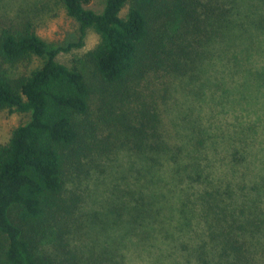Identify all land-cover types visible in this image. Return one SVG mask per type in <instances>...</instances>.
Listing matches in <instances>:
<instances>
[{"label":"trees","instance_id":"trees-1","mask_svg":"<svg viewBox=\"0 0 264 264\" xmlns=\"http://www.w3.org/2000/svg\"><path fill=\"white\" fill-rule=\"evenodd\" d=\"M87 1L60 0L79 25L67 48L89 28L99 37L76 66L57 60L67 48L50 47L27 15L0 23L2 60H41L18 76L0 71V107L30 114L0 144V264H99L103 254L75 240L107 213L140 241L159 230L177 240L189 263L264 264V170L254 172L247 153L253 125L240 116L237 137L224 142L221 124L197 108L177 123L167 101L175 78L193 81L223 63V76L240 78L231 92L243 88L242 72L264 52V0ZM171 213L176 231L163 230Z\"/></svg>","mask_w":264,"mask_h":264},{"label":"rangeland","instance_id":"rangeland-1","mask_svg":"<svg viewBox=\"0 0 264 264\" xmlns=\"http://www.w3.org/2000/svg\"><path fill=\"white\" fill-rule=\"evenodd\" d=\"M102 2L88 0L86 6L100 9ZM127 8L128 5L124 6L121 13H125ZM17 14L27 15L35 24L37 33L50 47L67 48L79 41L78 22L66 14L60 0H0V23L14 19ZM98 39V34L93 29H87L82 45L60 50L57 60L69 67L76 66L78 57L92 49ZM258 56L261 60L260 66L253 70L243 68L246 72L241 74L244 78V82L241 83L242 89L235 87L231 92L228 83L232 86L237 85L240 78L236 76L234 82H230L223 76L221 72L225 70L224 74H228L231 68L230 64L223 63L224 68L210 66L202 73H198L193 81L175 78L170 83L167 94L169 111L175 122L179 123L178 117L187 114L190 109L193 111L196 108L200 109L207 120L206 123L210 121L215 125L221 124L226 135L222 137L224 142L228 137H237L236 133L239 132L235 131V127L239 125L238 121H241L240 116L244 115V124L254 127L247 149L250 156L248 163L252 162L254 172L264 170V52ZM40 61L38 58L30 57L9 63L0 58V71L10 76H18L39 66ZM90 84L94 90L99 86L94 77H91ZM239 91L243 92L241 95L243 101L232 98L236 97ZM245 105L249 113H246ZM213 114L215 121L209 120ZM29 117V112H20L13 107H0V144L8 140L14 127L27 122ZM85 205L87 209L94 208L98 212L104 209L99 201H88ZM105 218L107 222L98 223L92 230L90 228L82 242L79 240L78 243L75 240L78 246H82L83 243L87 251L94 248L97 254H103L99 264H193L184 260L177 240L164 241L162 231L151 232L148 240L140 241V237L137 238L134 232L126 233V223L119 221L112 223L110 213H107ZM178 220L177 215L169 214L162 229L176 231L173 224ZM181 239L187 241L188 238ZM4 246L5 237L0 234V254Z\"/></svg>","mask_w":264,"mask_h":264}]
</instances>
